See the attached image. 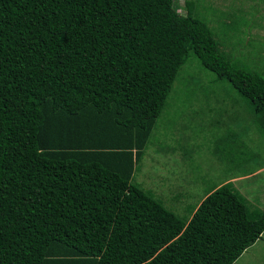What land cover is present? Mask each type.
I'll return each instance as SVG.
<instances>
[{"label":"trees","instance_id":"16d2710c","mask_svg":"<svg viewBox=\"0 0 264 264\" xmlns=\"http://www.w3.org/2000/svg\"><path fill=\"white\" fill-rule=\"evenodd\" d=\"M175 2L0 0V264H233L260 237L229 181L180 216L131 182L188 56L264 138V78Z\"/></svg>","mask_w":264,"mask_h":264},{"label":"rangeland","instance_id":"374dc122","mask_svg":"<svg viewBox=\"0 0 264 264\" xmlns=\"http://www.w3.org/2000/svg\"><path fill=\"white\" fill-rule=\"evenodd\" d=\"M174 8L205 22L232 63L264 78V0H176ZM178 74L131 182L178 216L229 180L248 209H264V138L241 99L192 56ZM232 140L249 153L230 159Z\"/></svg>","mask_w":264,"mask_h":264},{"label":"crops","instance_id":"0c3cea01","mask_svg":"<svg viewBox=\"0 0 264 264\" xmlns=\"http://www.w3.org/2000/svg\"><path fill=\"white\" fill-rule=\"evenodd\" d=\"M229 181L232 183L231 180ZM232 186L238 191V189L233 184ZM205 194L206 193L201 195L200 199L196 201L195 207L198 206ZM233 264H264V230L260 234V237L236 258Z\"/></svg>","mask_w":264,"mask_h":264},{"label":"clouds","instance_id":"9594fccd","mask_svg":"<svg viewBox=\"0 0 264 264\" xmlns=\"http://www.w3.org/2000/svg\"><path fill=\"white\" fill-rule=\"evenodd\" d=\"M230 182V181H229Z\"/></svg>","mask_w":264,"mask_h":264}]
</instances>
